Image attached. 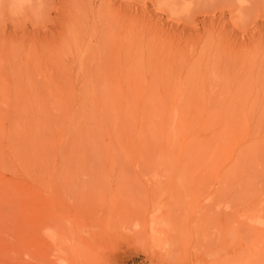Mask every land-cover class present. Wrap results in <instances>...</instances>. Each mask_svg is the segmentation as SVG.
Wrapping results in <instances>:
<instances>
[{
  "label": "rangeland",
  "instance_id": "1",
  "mask_svg": "<svg viewBox=\"0 0 264 264\" xmlns=\"http://www.w3.org/2000/svg\"><path fill=\"white\" fill-rule=\"evenodd\" d=\"M147 1L187 67L81 76L64 0L0 14V264H264V0Z\"/></svg>",
  "mask_w": 264,
  "mask_h": 264
},
{
  "label": "bare ground",
  "instance_id": "2",
  "mask_svg": "<svg viewBox=\"0 0 264 264\" xmlns=\"http://www.w3.org/2000/svg\"><path fill=\"white\" fill-rule=\"evenodd\" d=\"M64 1L60 8V17L64 23L60 25V33L57 34L59 42L55 43L54 47L59 49V51L57 49V53L61 51V54L67 53L77 57L80 65L88 56L95 59L94 69L92 70V67L91 70L82 73L79 71L81 76L109 77L110 74L104 70L106 64L119 66L121 72L125 64L136 60L141 62L146 59L149 64L155 63L156 66L161 63V67H166V63L178 62H181L184 67L191 61L189 42L185 41L184 47H180L183 44L180 42L181 35L173 36L170 31L163 33L162 29L154 30L146 26L144 23L145 8L143 7L148 3L147 0L126 1L124 7L118 9H111L105 5L104 0ZM191 1L154 0L153 2L158 6L163 2L162 4L170 10H183L186 16L184 21L182 20V24L188 25L193 17L189 9ZM55 2L56 0H0V14L8 11L11 14L9 16H21L27 22L30 15L46 14L48 7L54 6ZM149 3L151 2L149 1ZM139 28L141 30H138ZM172 30L176 31L174 28ZM54 41L56 42V40ZM52 45L43 46L42 51L48 55L53 54L56 49L54 50ZM62 50L65 51L62 52ZM139 61L137 62L140 63ZM163 73L164 76H172L167 70H163ZM176 76H181V74Z\"/></svg>",
  "mask_w": 264,
  "mask_h": 264
}]
</instances>
